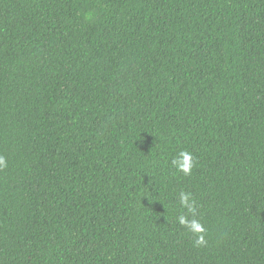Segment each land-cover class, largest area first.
<instances>
[{"label":"trees","instance_id":"trees-1","mask_svg":"<svg viewBox=\"0 0 264 264\" xmlns=\"http://www.w3.org/2000/svg\"><path fill=\"white\" fill-rule=\"evenodd\" d=\"M0 156V264H264V0H0Z\"/></svg>","mask_w":264,"mask_h":264},{"label":"clouds","instance_id":"clouds-1","mask_svg":"<svg viewBox=\"0 0 264 264\" xmlns=\"http://www.w3.org/2000/svg\"><path fill=\"white\" fill-rule=\"evenodd\" d=\"M90 15V14H89ZM172 165L178 170L182 171L185 175L191 173V170L195 166V162L193 160V156L190 152L181 151L177 154V156L172 160ZM7 161L5 157L0 156V167H6ZM180 203L188 209L189 212H195V201L191 199V194L186 192L180 193ZM179 223L182 225H189V221L187 220L186 216L181 215L179 218ZM191 228L195 232H202L204 231L202 225L199 222L193 221L191 222ZM204 238L201 236L196 243L203 244Z\"/></svg>","mask_w":264,"mask_h":264}]
</instances>
